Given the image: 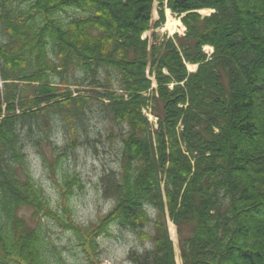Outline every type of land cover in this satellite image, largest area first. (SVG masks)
Instances as JSON below:
<instances>
[{
  "label": "trees",
  "instance_id": "obj_1",
  "mask_svg": "<svg viewBox=\"0 0 264 264\" xmlns=\"http://www.w3.org/2000/svg\"><path fill=\"white\" fill-rule=\"evenodd\" d=\"M27 1L0 0V264H51L42 217L87 253L114 224L134 232V264H264V0ZM166 8L183 35L159 37ZM93 100L121 157L103 178L112 208L82 231L65 195L67 219L49 204L27 148L61 128L82 143Z\"/></svg>",
  "mask_w": 264,
  "mask_h": 264
},
{
  "label": "rangeland",
  "instance_id": "obj_2",
  "mask_svg": "<svg viewBox=\"0 0 264 264\" xmlns=\"http://www.w3.org/2000/svg\"><path fill=\"white\" fill-rule=\"evenodd\" d=\"M27 2L18 0L22 7H26ZM200 12L207 15L210 10L203 9ZM165 14V27L156 29L159 37L171 36L174 33L182 35L185 27L181 20L172 13L170 15L169 10H165ZM150 35V31L145 33V36ZM2 38L0 29V39ZM188 68L194 70L196 66L188 64ZM55 79L61 80L58 76H55ZM68 79L82 81L83 74L77 70L69 73ZM91 87L78 85L72 86L71 89H79L81 94H87V89ZM110 132H113V137ZM118 135L117 125L106 118L99 103L93 100V106L86 110L84 117L80 137L82 143L76 147H67L69 136L61 128L53 133L52 142H42L27 148L30 173L42 187L49 204L67 219V213L63 214L62 205V196L65 195L71 218L82 231L87 227H94L114 204V201L104 194L103 178L107 173L118 172L121 157ZM66 176L76 179L67 184L64 182ZM20 212L31 224L35 222L31 219V209L25 208ZM42 224L47 233L51 264H134L128 256L129 251L145 246L134 232L114 224L110 226L108 234L96 238V248L87 253L76 233L62 227L57 220L42 217ZM168 230L173 237L175 250L178 251L176 228L171 229V222L168 223ZM178 263L180 264L179 258Z\"/></svg>",
  "mask_w": 264,
  "mask_h": 264
},
{
  "label": "bare ground",
  "instance_id": "obj_3",
  "mask_svg": "<svg viewBox=\"0 0 264 264\" xmlns=\"http://www.w3.org/2000/svg\"><path fill=\"white\" fill-rule=\"evenodd\" d=\"M166 10H169V11H170V9H168V8H166ZM201 10H203V9H201ZM201 10H200V11H201ZM208 10H210V9H208ZM166 13H167V12H166ZM170 15H172V14H171V11H170ZM166 21H167V19H166ZM165 23H166V22H165ZM165 23H164L163 27H165ZM182 24H183V23H182ZM168 26H169V25H168ZM183 26H184V25H183ZM184 27H185V26H184ZM163 29H165V28H163ZM189 65H191V64H189ZM171 229H174V228H173V224H171Z\"/></svg>",
  "mask_w": 264,
  "mask_h": 264
}]
</instances>
